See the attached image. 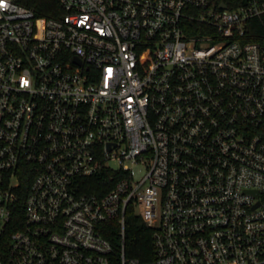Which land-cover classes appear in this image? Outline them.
Wrapping results in <instances>:
<instances>
[{
    "label": "built area",
    "instance_id": "2783aa9c",
    "mask_svg": "<svg viewBox=\"0 0 264 264\" xmlns=\"http://www.w3.org/2000/svg\"><path fill=\"white\" fill-rule=\"evenodd\" d=\"M59 3L0 0V264H264V0Z\"/></svg>",
    "mask_w": 264,
    "mask_h": 264
},
{
    "label": "trees",
    "instance_id": "16d2710c",
    "mask_svg": "<svg viewBox=\"0 0 264 264\" xmlns=\"http://www.w3.org/2000/svg\"><path fill=\"white\" fill-rule=\"evenodd\" d=\"M20 2L46 17H55L63 12L59 0H20ZM251 29L254 40H264V14L253 20ZM101 179L100 176L96 177V180ZM93 190L98 189L89 188V191ZM103 235L113 245L116 256L124 251L128 257L143 262L155 258L153 229L145 223L134 204L126 211L125 236L122 234V225L118 219L104 223Z\"/></svg>",
    "mask_w": 264,
    "mask_h": 264
},
{
    "label": "water",
    "instance_id": "95a60500",
    "mask_svg": "<svg viewBox=\"0 0 264 264\" xmlns=\"http://www.w3.org/2000/svg\"><path fill=\"white\" fill-rule=\"evenodd\" d=\"M223 7H225L226 5L225 4H222Z\"/></svg>",
    "mask_w": 264,
    "mask_h": 264
}]
</instances>
